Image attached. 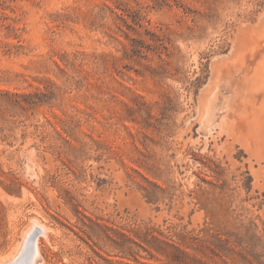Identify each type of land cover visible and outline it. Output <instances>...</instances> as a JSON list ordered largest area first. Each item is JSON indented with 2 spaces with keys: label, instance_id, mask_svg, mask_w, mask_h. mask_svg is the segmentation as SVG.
<instances>
[{
  "label": "rangeland",
  "instance_id": "374dc122",
  "mask_svg": "<svg viewBox=\"0 0 264 264\" xmlns=\"http://www.w3.org/2000/svg\"><path fill=\"white\" fill-rule=\"evenodd\" d=\"M253 78L264 0H0V264H264Z\"/></svg>",
  "mask_w": 264,
  "mask_h": 264
},
{
  "label": "bare ground",
  "instance_id": "6f19581e",
  "mask_svg": "<svg viewBox=\"0 0 264 264\" xmlns=\"http://www.w3.org/2000/svg\"><path fill=\"white\" fill-rule=\"evenodd\" d=\"M236 61H239L236 59ZM236 62H232V69L233 71L236 70ZM264 79H262V81H258L256 79H252V81H249L248 82V85H247V92L249 93L248 96H247V101L249 102V104H253L254 103V99H256L255 97V92L256 90H253L252 89V86L255 82H257V87H261L260 89V103H262V107L264 108ZM233 88V87H232ZM233 92V90H232ZM246 92V93H247ZM232 94V93H231ZM233 96V95H232ZM231 97V96H230ZM231 99V98H230ZM230 102V100H229ZM239 118H242V117H239ZM239 120V119H238ZM239 122V121H238ZM253 141V140H252ZM37 221V220H36ZM35 221V224L34 226H31L32 228L25 233V236L22 240V243H21V247H20V250L16 253V255L14 257H11V259H6L8 260L6 263L4 264H16L19 260H24L25 257H28V251H27V248H29L30 252H31V256L29 257L28 259V263L27 264H39V259H40V251H39V248H38V237L39 235L35 238V241H34V244H33V247H28L29 246V241H30V238H31V235L33 234V232L35 230H39L40 231V235L43 236V237H46V229L39 225L38 223H36ZM31 223V222H30ZM34 223V222H33ZM31 225V224H30ZM33 225V224H32ZM28 227V226H27ZM26 230V229H25ZM24 230V231H25ZM17 246V245H16ZM17 251V250H15ZM14 251V252H15ZM13 252V253H14ZM15 254V253H14ZM13 256V255H12ZM1 263V262H0ZM41 263V262H40Z\"/></svg>",
  "mask_w": 264,
  "mask_h": 264
},
{
  "label": "water",
  "instance_id": "95a60500",
  "mask_svg": "<svg viewBox=\"0 0 264 264\" xmlns=\"http://www.w3.org/2000/svg\"><path fill=\"white\" fill-rule=\"evenodd\" d=\"M40 235V231L39 230H35L33 232V234L31 235V238H30V241H29V246L28 247H33V244H34V241H35V238ZM27 251H28V257H25L24 260H19L16 264H27L28 263V259L29 257L31 256V252L29 250V248H27Z\"/></svg>",
  "mask_w": 264,
  "mask_h": 264
}]
</instances>
